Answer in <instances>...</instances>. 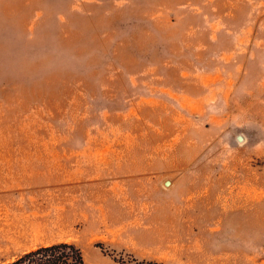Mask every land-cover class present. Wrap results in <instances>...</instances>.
Returning <instances> with one entry per match:
<instances>
[{"label": "rangeland", "instance_id": "1", "mask_svg": "<svg viewBox=\"0 0 264 264\" xmlns=\"http://www.w3.org/2000/svg\"><path fill=\"white\" fill-rule=\"evenodd\" d=\"M60 242L264 264V0H0V264Z\"/></svg>", "mask_w": 264, "mask_h": 264}, {"label": "trees", "instance_id": "2", "mask_svg": "<svg viewBox=\"0 0 264 264\" xmlns=\"http://www.w3.org/2000/svg\"><path fill=\"white\" fill-rule=\"evenodd\" d=\"M3 264H87L82 250L74 243L60 242L40 246Z\"/></svg>", "mask_w": 264, "mask_h": 264}, {"label": "water", "instance_id": "3", "mask_svg": "<svg viewBox=\"0 0 264 264\" xmlns=\"http://www.w3.org/2000/svg\"><path fill=\"white\" fill-rule=\"evenodd\" d=\"M238 139H239L240 141H242V140H243V136H242V135H238Z\"/></svg>", "mask_w": 264, "mask_h": 264}]
</instances>
